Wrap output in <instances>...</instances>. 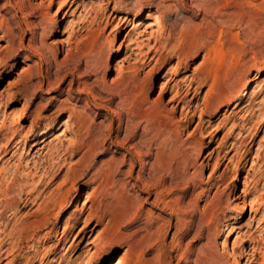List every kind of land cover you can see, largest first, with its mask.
<instances>
[{
    "label": "rangeland",
    "instance_id": "374dc122",
    "mask_svg": "<svg viewBox=\"0 0 264 264\" xmlns=\"http://www.w3.org/2000/svg\"><path fill=\"white\" fill-rule=\"evenodd\" d=\"M263 67L264 0H0V264H264Z\"/></svg>",
    "mask_w": 264,
    "mask_h": 264
},
{
    "label": "bare ground",
    "instance_id": "6f19581e",
    "mask_svg": "<svg viewBox=\"0 0 264 264\" xmlns=\"http://www.w3.org/2000/svg\"><path fill=\"white\" fill-rule=\"evenodd\" d=\"M161 29V28H160ZM137 43V42H136ZM139 43V42H138ZM137 43V44H138ZM140 43H142V42H140ZM139 43V44H140ZM129 47L130 46H127L126 47V49H129ZM138 47H140V46H138ZM137 47V48H138ZM137 48H133V49H131V51H130V53L129 54H126L125 55V57L123 58V60H122V63H125V62H129L130 60H134V62H133V64H134V68H136V65H138V64H145L146 62H147V60H148V57H149V55H150V50H149V52H147L146 54H141V52H139V53H135V50L137 49ZM127 53V52H126ZM133 56H136V57H139L138 59L137 58H133ZM118 67V69H119V74L117 75V77H121V75H123V72H124V68H122L123 66H117ZM177 68V67H176ZM176 68L175 69H173V70H175V71H173V73H172V75H174L175 73L174 72H176L177 70H176ZM26 69V68H25ZM263 69H264V67H263ZM24 70V69H23ZM21 71V70H20ZM22 73V72H21ZM176 75V74H175ZM216 85V84H215ZM214 86V85H213ZM213 89V88H212ZM215 89V88H214ZM213 89V90H214ZM250 89V88H249ZM172 90L173 91H176V93H175V95L171 98V100L172 101H175L178 97H180L183 93H184V89H183V87L182 86H180L179 85V83L177 82L176 84H175V87H173L172 88ZM215 91V90H214ZM246 91V90H245ZM243 94H245V92L243 93ZM250 95V94H249ZM239 100V99H238ZM206 102H207V104H209L208 102H209V100H206ZM141 105H142V103H141ZM261 108V107H260ZM20 112V111H19ZM16 116V115H15ZM18 116V117H17ZM16 116V118L15 119H13V117H12V119H8V120H6V121H4L3 123H2V125H1V127H0V136H1V140H4V139H8L9 137H11L10 138V140H9V143L10 144H12L13 142H15V145H13L14 146V148L16 147H19V145L22 143V141H15V139L17 138V137H19L18 135H19V130H20V121H22L24 118H23V116H24V113L23 112H21V113H18V115ZM56 123V122H55ZM8 124H9V126H8ZM56 125L57 124H55V128H56ZM246 126V125H245ZM7 130V133L6 134H3V131H6ZM137 137V133L136 134H133V138H136ZM152 137V136H151ZM155 138H154V136L151 138V140L149 141V142H147L146 143V145H145V147L147 148V149H151L152 148V145H153V143L155 142ZM46 141V138H45V136L42 138V139H40V140H35V142H34V144L32 145V148H35V147H37L40 143H42V142H45ZM166 142L167 141H164V142H162V147H165V144H166ZM243 142V141H242ZM241 145H243V144H241ZM261 145H263V144H261ZM7 149H9V148H7ZM82 161V160H81ZM37 166V163H34V167H36ZM246 183V182H245ZM254 188V187H253ZM257 189V188H256ZM39 191V186H36L35 188H33L32 190H31V192H29V195H30V197L28 198L27 197V200H26V204H35V202H36V199H37V196L35 197V198H32V197H34V195H35V193L36 192H38ZM88 201H91V197L90 196H88ZM88 201L87 202H85L84 203V205H86L87 203H88ZM88 205V204H87ZM249 205L253 208V204H252V202L250 201L249 202ZM253 218V217H252ZM86 227V226H85ZM228 229V231L229 232H231L232 231V229L233 228H231L230 226L227 228ZM228 236V234H226V237ZM252 253L250 254V252L249 253H245V254H247V255H249V257H251L252 259L253 258H255V256L257 255V253H259V250H258V248L257 247H252ZM260 252H262V251H260Z\"/></svg>",
    "mask_w": 264,
    "mask_h": 264
}]
</instances>
